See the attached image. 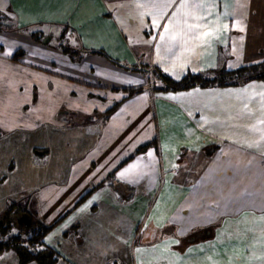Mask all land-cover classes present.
I'll use <instances>...</instances> for the list:
<instances>
[{"label": "crops", "instance_id": "obj_1", "mask_svg": "<svg viewBox=\"0 0 264 264\" xmlns=\"http://www.w3.org/2000/svg\"><path fill=\"white\" fill-rule=\"evenodd\" d=\"M0 12L25 28L0 32V220L27 229L33 198L39 226H54L45 245L57 264H238L246 244L264 262V82L163 93L145 79L156 67L180 80L264 62V0H0ZM50 145L60 150L51 163ZM218 146L213 164L203 155ZM39 165L52 168L40 194ZM61 167L65 186H55ZM210 168L209 197L227 209L201 222ZM244 176L262 187L231 206ZM218 218L210 239L188 240ZM0 264L19 258L8 251Z\"/></svg>", "mask_w": 264, "mask_h": 264}, {"label": "trees", "instance_id": "obj_2", "mask_svg": "<svg viewBox=\"0 0 264 264\" xmlns=\"http://www.w3.org/2000/svg\"><path fill=\"white\" fill-rule=\"evenodd\" d=\"M13 28L14 22L0 12V32L7 30L11 31ZM23 55L24 53L18 50L12 59L17 61ZM149 72L151 73V71ZM154 74L156 75L155 80H157V82L153 85L150 84L153 92L170 93L190 91L193 89L238 87L253 81H264V62L246 65L233 70L221 68L207 70L201 73L188 72L180 80L171 78L157 67ZM142 91V88H138L130 92L141 93ZM150 145H153V143L142 145L137 152H143ZM15 224L17 225L16 221L12 222V220H8L5 222L4 220H0V255L8 251H13L19 258V264H30L32 262L37 264H57L59 258L56 256V253L45 247V237L54 226L40 224L39 228L36 229L35 224H31V226L25 229L27 233L30 231L25 239L23 235L22 237L20 235L14 237L10 236ZM215 227L217 226L201 227V230H195L196 232L189 234L188 240H207L212 237Z\"/></svg>", "mask_w": 264, "mask_h": 264}, {"label": "rangeland", "instance_id": "obj_3", "mask_svg": "<svg viewBox=\"0 0 264 264\" xmlns=\"http://www.w3.org/2000/svg\"><path fill=\"white\" fill-rule=\"evenodd\" d=\"M97 4H99V2L97 3ZM49 25H52V24H49ZM18 30H25V28H13V31H18ZM61 31H62V29H61ZM56 38H58V37H56ZM45 40H47V38H44ZM43 39V40H44ZM57 42H58V39H55L52 43H51V47H53L54 48V46L55 45H57ZM12 58H13V56H12ZM13 60V59H12ZM14 61V60H13ZM139 76V75H138ZM140 78H142V76H140ZM150 78V80H151V83H155V82H157V80H155L154 78H153V74H150L149 73V76H146V83L149 81L148 79ZM148 86V85H147ZM149 86H150V84H149ZM134 87H143V84H138V85H136V86H134ZM143 89V88H142ZM157 124H156V133H158V131L160 130V128H159V122H156ZM154 137H156V135L154 136ZM50 147V149H51V156L50 157H47V159L46 160H48L50 163H51V160H52V157L53 156H55L56 155V153H60V150H57V151H55V150H53V148H52V146L50 145L49 146ZM53 150V151H52ZM257 153H260L261 155H263L264 156V145L262 146V148L259 150V151H256ZM256 152H254V153H256ZM39 153H40V151H39ZM256 153V154H257ZM44 159L42 158V157H39V161L41 162V161H43ZM193 160V159H192ZM17 162L18 163H20V159H18L17 160ZM186 162L187 161H185V164H186ZM190 164H191V169H192V172H193V174L192 175H190V177H189V179H192V180H195V179H198V171H199V169L201 168V163L199 162V161H197V165L195 166V161L193 160V162H190ZM50 165V164H49ZM43 167H44V169H43ZM52 168L51 167H46V166H41V165H39V194L41 193V192H44V188L47 186V185H49V183H51V182H47V176H48V174H49V171L51 170ZM49 170V171H48ZM58 170L60 171V173H59V180H60V182L59 183H53L55 186H65V184H63L62 183V181H64L65 180V178H66V170H68V167L67 168H63V167H61V168H58ZM21 173V172H20ZM19 173V174H20ZM31 173V170L29 169V174ZM30 177V176H29ZM182 178V177H181ZM183 178L185 179L186 178V174L185 175H183ZM246 178H248V176H244L243 178H242V180L241 181H238L236 184L235 183H232L231 185L232 186H234L233 188H232V192L233 193H237L236 194V196H235V198L233 199V202H232V204H231V206H234L235 204V201H237L236 200V197H237V195H238V199L242 196V194H244L245 192H252V194L254 193L255 194V189L258 187V188H261L262 187V184L261 183H257V182H255V183H246L245 182V179ZM194 184V183H193ZM202 188H204V186L202 185V184H199ZM50 186H52V185H50ZM49 186V187H50ZM246 186H248L249 187V189L248 190H246ZM209 190H207V194H205V196H209V195H211V193H213L214 192V189H215V187L214 186H212L211 188H208ZM198 191H201V189H198ZM211 192V193H210ZM29 193H32V190H29ZM212 200V198H208L207 200H204V201H206V203H207V209L210 211L209 212V214H210V219H212V217L213 216H218L219 215V213L221 212L220 211V208H219V204H218V202L219 201H215V200H213V201H211ZM23 205H24V207H26V208H28L29 209V211H31V213H32V215H33V218L35 219V221H34V224H35V227H36V229L37 228H39V223L38 222H42V223H44V219H43V217L41 216V214H40V211H39V215L38 214H36L35 213V207H34V199L33 198H29L26 202H23ZM221 206V205H220ZM212 214H214V215H212ZM237 225H236V228H237V230H238V238H239V242L241 241V240H244L245 238H247L248 236H249V231L247 230V229H249L250 228V226H248V224H249V220H247V217L246 216H244V217H241V218H237ZM64 226V225H63ZM14 229L12 230L13 232H12V234L10 235L11 237H14V236H17V235H20L21 237H22V235L24 236V238L26 239L27 238V236H28V233L30 232V231H28V233H27V231L25 230V229H19L18 227H17V225L15 224L14 225V227H13ZM218 228V227H217ZM264 230V229H263ZM194 232H196V231H194ZM213 234H214V232L212 233V236H213ZM255 234L257 235L258 233L255 231ZM0 239H1V236H0ZM210 239V238H209ZM208 240V239H207ZM59 242H61V238H60V236H59V233L58 232H56V233H54L51 237H50V239L48 240V244H50V246H52V247H56L55 245H59L58 243ZM201 242H203V241H201ZM47 245H45V247H46ZM250 245L249 244H246V245H244V246H241V245H239V250H242L243 249V253H244V255H243V257L241 256V254H243L242 253V251L241 252H239V254H238V257H239V262H238V264H259V263H257V262H255V261H253V260H251L250 259V257L247 255V252H244V251H250ZM263 248V247H262ZM49 249V248H48ZM178 249V248H177ZM264 249H262V251H263ZM65 253H67L66 251H65ZM250 253H252V252H250ZM253 254V253H252ZM254 256H255V258H257L258 260H259V258L258 257H256V255L255 254H253ZM263 255H264V253H263ZM64 258H67V254H63L62 255ZM260 261V260H259ZM261 262V264H264V262H262V261H260ZM32 263H34L35 264V262H32ZM58 264H74L73 262H67L66 261V259H61V261L58 263Z\"/></svg>", "mask_w": 264, "mask_h": 264}, {"label": "bare ground", "instance_id": "obj_4", "mask_svg": "<svg viewBox=\"0 0 264 264\" xmlns=\"http://www.w3.org/2000/svg\"><path fill=\"white\" fill-rule=\"evenodd\" d=\"M261 63V62H260ZM257 64V63H256ZM251 65H253V64H251ZM253 82H264V81H253ZM250 83H252V82H250ZM249 84V83H248ZM247 85V84H246ZM243 86H245V85H243ZM238 87H241V86H238ZM228 88H230V87H228ZM219 149L221 150V147L220 146H218V147H215V150H207V151H205L204 152V154L205 155H203L204 157H206V158H211V159H209V160H212V159H215V155L218 153V152H220L219 151ZM223 155H226V153H223ZM201 156H202V152H201ZM213 157V158H212ZM239 160H241L242 162H246V161H250V158L248 157V156H242ZM217 161H220L218 158L217 159H215V160H213V164H217ZM213 168V167H212ZM212 168H210L209 170H208V172L206 173V175H205V177L204 178H202L203 179V181L201 182V184L204 186V187H206V188H211L212 186H213V181L212 180H210V181H208V179L209 178H214V177H216L215 175H212L213 174V172H214V169H212ZM255 172L258 174L259 172H260V169L258 168V167H256L255 168ZM210 176H212V177H210ZM201 189H202V187H201ZM204 193H206L207 194V191L206 190H201V222H203V221H207V219H208V221L210 220V214L208 213L207 214V216H204V215H202L203 213H205V210L207 209V208H205V203H206V201H204V200H207L208 198H209V196H207L206 198H204V197H202V195L204 194ZM211 193V192H210ZM211 195H213V193H211ZM221 205V206H220ZM258 206V205H257ZM219 208H220V211L221 212H223V211H226V206L224 205V204H220L219 203ZM204 217H206V218H204ZM217 218V217H220V214L218 215V216H213L212 217V219H214V218ZM215 218V219H216ZM239 218V217H238ZM222 223V220H220V218H218L215 222H214V224L216 225V226H219L220 224ZM202 241H206V240H202Z\"/></svg>", "mask_w": 264, "mask_h": 264}, {"label": "snow or ice", "instance_id": "obj_5", "mask_svg": "<svg viewBox=\"0 0 264 264\" xmlns=\"http://www.w3.org/2000/svg\"><path fill=\"white\" fill-rule=\"evenodd\" d=\"M120 175H121V176H124V173H121Z\"/></svg>", "mask_w": 264, "mask_h": 264}, {"label": "water", "instance_id": "obj_6", "mask_svg": "<svg viewBox=\"0 0 264 264\" xmlns=\"http://www.w3.org/2000/svg\"><path fill=\"white\" fill-rule=\"evenodd\" d=\"M30 220V218H28V221Z\"/></svg>", "mask_w": 264, "mask_h": 264}, {"label": "flooded vegetation", "instance_id": "obj_7", "mask_svg": "<svg viewBox=\"0 0 264 264\" xmlns=\"http://www.w3.org/2000/svg\"><path fill=\"white\" fill-rule=\"evenodd\" d=\"M26 222V221H25Z\"/></svg>", "mask_w": 264, "mask_h": 264}]
</instances>
